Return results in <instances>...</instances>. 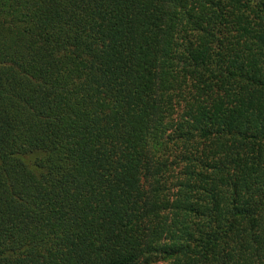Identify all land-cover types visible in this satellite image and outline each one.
Returning <instances> with one entry per match:
<instances>
[{
	"label": "trees",
	"instance_id": "1",
	"mask_svg": "<svg viewBox=\"0 0 264 264\" xmlns=\"http://www.w3.org/2000/svg\"><path fill=\"white\" fill-rule=\"evenodd\" d=\"M0 264H264V0H0Z\"/></svg>",
	"mask_w": 264,
	"mask_h": 264
}]
</instances>
